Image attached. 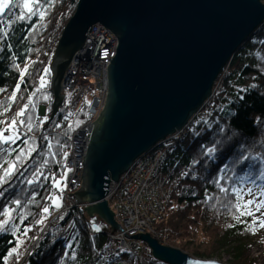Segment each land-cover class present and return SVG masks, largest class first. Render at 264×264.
<instances>
[{
	"label": "trees",
	"instance_id": "1",
	"mask_svg": "<svg viewBox=\"0 0 264 264\" xmlns=\"http://www.w3.org/2000/svg\"><path fill=\"white\" fill-rule=\"evenodd\" d=\"M79 1L51 0L50 7L48 3L43 5L47 9L43 20L30 15L17 20L25 11L23 0H17L20 6L14 5L0 17V29L8 33L5 37L0 32V121H10L29 98L32 105L27 115L33 117L31 133L21 126V139L15 144H0V176L9 162H15L18 168L0 184V212L7 207L12 209L13 216L5 230H0V264H61V261L110 264L104 257L111 242L110 233L103 222L88 217L81 208H72L58 216L51 213L53 208L49 214L42 212L44 206L51 204L46 198L64 190L53 186L51 176L61 180L65 187L70 139L86 121L90 108L86 102L78 104L76 115L65 119L68 105L65 100L51 120L54 102L51 67L59 39ZM25 68L27 72L22 76ZM41 77L45 80L44 87L40 85ZM18 83L17 98L9 101ZM219 83L212 99L183 134L162 144L166 152L165 169L184 170V174L179 177L163 220L155 226V236L162 245L195 259L222 263L227 254L231 257L229 264H256L249 259L247 250L262 228L248 230L252 216L241 217L244 223L238 222L231 207L235 199L231 193L226 196L221 192L214 181L227 165L225 171L230 179L221 184L231 188L234 182L244 189L245 199L250 198L249 188L258 198L259 186L264 185V179L259 176L264 168V24L238 48ZM42 107L47 111V119L38 123ZM4 127L6 124H0V128ZM25 139L29 143L35 140L37 151L16 161L19 149L27 147ZM211 147L216 151L209 155L206 150ZM4 149L11 151L4 155ZM244 156L249 159L244 160ZM37 172L43 175L29 184L28 180ZM16 199L20 200V206L13 203ZM18 213L23 214V220ZM255 217H261V213H255ZM6 218L0 215V221ZM41 219L44 223L38 224ZM94 225L100 228L99 232L94 230ZM25 229L27 236L23 235ZM73 253L75 260L71 259Z\"/></svg>",
	"mask_w": 264,
	"mask_h": 264
},
{
	"label": "water",
	"instance_id": "2",
	"mask_svg": "<svg viewBox=\"0 0 264 264\" xmlns=\"http://www.w3.org/2000/svg\"><path fill=\"white\" fill-rule=\"evenodd\" d=\"M96 24L117 38V55L107 68L105 107L90 126L82 187L68 195L87 205L82 209L88 217L103 222L114 235L122 229L106 200L109 184L198 116L238 48L264 24V3L80 0L51 67V120L65 102L62 83L69 65ZM133 239L146 243L154 259L164 264H223L192 258L150 234Z\"/></svg>",
	"mask_w": 264,
	"mask_h": 264
},
{
	"label": "built area",
	"instance_id": "3",
	"mask_svg": "<svg viewBox=\"0 0 264 264\" xmlns=\"http://www.w3.org/2000/svg\"><path fill=\"white\" fill-rule=\"evenodd\" d=\"M91 29V34L89 31L86 35V46L70 63L62 83L63 94L67 96L65 115L68 118L76 115L78 104L85 94L93 92L94 95L86 121L70 139L71 150L65 163V187L62 191L64 205L62 208H53L51 213L54 216L72 208L82 209L87 206L77 204L73 196L68 194L73 195L82 187L83 161L89 147L90 126L98 120L105 107L108 94L107 68L117 54L118 45L116 37L104 26L96 24ZM218 85L217 81L214 94L220 87L217 88ZM44 121V116L39 117L38 122ZM182 134L178 133L167 141ZM163 143L140 158L128 172L122 174L117 183L112 181L109 184L106 200L122 229L114 235L110 234L111 242L104 253L110 264H161L154 259L146 243L134 240L133 237L150 234L156 238L155 226L163 220L165 208L178 186L179 177L184 174V170L171 172L165 169L166 152L162 149Z\"/></svg>",
	"mask_w": 264,
	"mask_h": 264
},
{
	"label": "snow or ice",
	"instance_id": "4",
	"mask_svg": "<svg viewBox=\"0 0 264 264\" xmlns=\"http://www.w3.org/2000/svg\"><path fill=\"white\" fill-rule=\"evenodd\" d=\"M44 3H48V6H51V0H23V8L25 11L21 12L16 19L17 20H23L27 16H38L41 20L44 19L47 9L44 8ZM19 7V3L17 0H0V17L4 16L6 14V10H10L13 6ZM0 32H3V36H7L8 33L6 31H3L0 29ZM27 72V69L25 68L22 72V76ZM48 70L45 69V73L47 74ZM23 82V81H21ZM41 87L45 86V80L44 77H41L40 80ZM20 90V84L18 83L16 85L15 91L12 93V95L9 97V101H15L16 100V93ZM45 99H48L47 96L44 97ZM32 105V100L29 98L28 102L23 105V107L15 113V115L10 119V121H0V124H6V127L0 128V144H15L18 139H21L20 135V128L23 126L26 128L28 133H31L33 130V124L32 119L33 117L30 115H27L29 106ZM4 111L7 112L8 108L5 107ZM71 115V114H69ZM68 117L66 116L65 119ZM44 119H47V117H44ZM70 127V126H69ZM5 133H8V135H5ZM24 144L27 145L26 148L19 149L18 155H16L15 160L20 161L23 159L25 155L31 156V153L37 151V145L35 143V140L32 141V143H29L27 139L24 140ZM47 147L49 150L52 148L51 142L48 143ZM11 149H4L3 154L6 155ZM216 148L211 147L206 150V153L211 155L215 153ZM53 155H55L53 153ZM66 155V154H65ZM244 160H248V156L243 157ZM46 164L47 161H44ZM195 163V161H194ZM226 169H228V166L225 165V168L221 170V173L218 174L217 178L215 179L214 183L217 187H219L220 191L223 192L226 196L231 193L233 198L235 199V204L231 205L235 209L236 215L235 219L238 222L244 223V221L241 220V217L245 216H252L254 217L251 224L248 225L249 231H256L257 228H264V185L259 186V197L257 198L256 195L252 192V190L249 188L247 190V196L250 197L248 199H245V191L242 188H239L235 185L233 182V186L231 188L224 187L223 184H221V181H226L230 179V177L226 174ZM17 164L15 162H9L8 167L4 168L3 176H0V184L6 182L7 178H10L15 171H17ZM40 175H43L42 172H37L34 174L33 179H29L28 183L31 184L34 182L35 177H38ZM259 176L261 179H264V168L260 169ZM48 179V177H45ZM248 178V177H245ZM52 184L55 188L63 190L61 187V180H58L55 178V176H51ZM46 199L51 201V204L46 205L42 208V212L44 214H49L50 209L52 208H59L61 207V204L59 203L60 197L56 195L55 193L50 194ZM211 199V197H209ZM13 203L17 206H20L21 202L19 199H16L13 201ZM261 213V217H255V213ZM19 214V213H18ZM0 215H3L7 217L6 219L0 221V230H5V226L9 224V222L13 219L12 216V209L5 207L2 212H0ZM21 220L24 219L23 214H19ZM46 218V217H45ZM62 218V217H61ZM38 224H43L44 219L38 220ZM231 226V225H230ZM15 227V225H13ZM94 230L99 232L100 228L98 226L94 225ZM28 229H25L23 232L24 236H27ZM69 248H71V245H68ZM107 247V246H106ZM12 252H16V249H13ZM9 255H12V253H9ZM65 255H68L65 253ZM71 259L75 260L76 255L75 253L72 254ZM61 264L63 262L61 261Z\"/></svg>",
	"mask_w": 264,
	"mask_h": 264
},
{
	"label": "rangeland",
	"instance_id": "5",
	"mask_svg": "<svg viewBox=\"0 0 264 264\" xmlns=\"http://www.w3.org/2000/svg\"><path fill=\"white\" fill-rule=\"evenodd\" d=\"M219 81H220V79L218 80V84L220 85ZM219 85L217 86V88L219 87ZM93 95H94L93 92H88L85 95L84 99L79 103V106L85 102L87 104H90L92 101ZM65 97H67V96H65ZM43 116L47 117V111L45 108L42 107L40 109V112H39V117H43ZM38 121H39V118H38ZM38 123H41V122H38ZM61 187H62V189H64V184L61 183ZM56 195H58L60 197L59 203L61 204V207H59V208H62L64 205L63 195L61 193H57ZM247 254L249 256V259L254 261L256 264H264V228H262L261 232L259 234H257V236L254 237L253 240L250 242V245H249L248 250H247ZM230 260H231V257L229 255L225 254L223 257V260L221 262L223 264H229Z\"/></svg>",
	"mask_w": 264,
	"mask_h": 264
},
{
	"label": "bare ground",
	"instance_id": "6",
	"mask_svg": "<svg viewBox=\"0 0 264 264\" xmlns=\"http://www.w3.org/2000/svg\"><path fill=\"white\" fill-rule=\"evenodd\" d=\"M263 2V1H262ZM108 30V29H107ZM109 31V30H108ZM110 32V31H109ZM117 39V38H116ZM117 55V54H116Z\"/></svg>",
	"mask_w": 264,
	"mask_h": 264
}]
</instances>
